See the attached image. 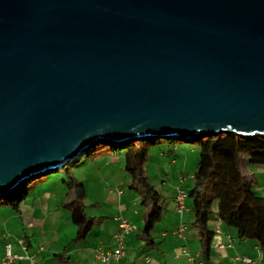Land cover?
<instances>
[{
    "label": "water",
    "instance_id": "1",
    "mask_svg": "<svg viewBox=\"0 0 264 264\" xmlns=\"http://www.w3.org/2000/svg\"><path fill=\"white\" fill-rule=\"evenodd\" d=\"M264 135V0H0V196L98 141Z\"/></svg>",
    "mask_w": 264,
    "mask_h": 264
},
{
    "label": "crops",
    "instance_id": "2",
    "mask_svg": "<svg viewBox=\"0 0 264 264\" xmlns=\"http://www.w3.org/2000/svg\"><path fill=\"white\" fill-rule=\"evenodd\" d=\"M180 143L163 142L151 147L146 167L153 166L151 160H155L160 168L167 163L178 165V153L184 148ZM183 158L182 166L175 170L182 176L168 184L171 193L162 190L168 193V201L164 202L162 198L163 217L151 233L153 242H146L142 237L145 210L127 188L130 178L124 170L123 155L107 152L87 158L92 164L88 166L90 178L86 184L97 190L91 197V204L93 208L96 207L93 210L111 216L96 217L89 215L86 209L88 217L94 220L93 228L84 240L72 243L77 234L69 209L73 192L54 181L36 184L19 203L17 210L9 205L2 209L5 213L4 216L0 215V262L5 253L4 244L8 242L12 253L31 255L33 264H107L94 258V249L114 248L117 217L122 216L132 222L136 230L124 237V256L120 264H247L244 257L252 259L254 264H264V248H260L252 239L237 237L235 229L221 222L216 215L208 222L213 231L209 256L206 258L201 254L199 235L193 227L192 201L186 196L184 210L179 213L174 200L178 189L184 188L182 184L187 180L192 181L195 173H191L190 168L186 169L188 155ZM245 169L255 178L251 170ZM261 171L264 182V167ZM258 187L261 191L259 195L264 196V186ZM213 210L216 211V205ZM180 227L184 229L179 231ZM19 238L24 240L26 249L19 245ZM12 264L32 263L25 259Z\"/></svg>",
    "mask_w": 264,
    "mask_h": 264
},
{
    "label": "trees",
    "instance_id": "3",
    "mask_svg": "<svg viewBox=\"0 0 264 264\" xmlns=\"http://www.w3.org/2000/svg\"><path fill=\"white\" fill-rule=\"evenodd\" d=\"M177 141L181 140L149 137L113 144L101 140L88 148L78 160L81 161L84 156L87 159L107 152L123 155L124 170L130 178L127 188L139 193L140 204L145 210L141 229L146 242L152 240L151 233L155 224L162 219L164 210L162 194L150 184L145 173L149 149L163 142ZM190 142L197 145L200 160L192 177V186L186 193L192 201L193 227L199 235L201 254L206 258L209 256L213 231L208 222L214 215L221 222L232 226L237 237L252 239L260 248H264V196L255 191L254 176L245 172L249 165H264V135L243 136L227 131L197 135ZM64 167L59 170L62 172ZM46 174L28 179L12 193L0 196V205H9L17 210L28 191L38 181L43 182L47 178ZM68 177L69 181L63 180V183L73 192L69 204L70 218L77 227L72 243H78L91 232L94 220L88 217L83 204L86 198L84 185ZM215 205L216 211L213 210Z\"/></svg>",
    "mask_w": 264,
    "mask_h": 264
},
{
    "label": "rangeland",
    "instance_id": "4",
    "mask_svg": "<svg viewBox=\"0 0 264 264\" xmlns=\"http://www.w3.org/2000/svg\"><path fill=\"white\" fill-rule=\"evenodd\" d=\"M177 142H182V141H177ZM180 144H183V150L180 152V154L178 153V159H179V163L178 165H174L171 166L169 163L165 164L163 167H159L156 166V162L155 160H151V162L153 163V166L148 168H145V172H146V176L148 177V180L150 182V184H153L154 187H156L161 193L163 192L162 190L165 189V192H170L171 190L168 186L169 182L173 181L176 182L181 176L182 174H180V172H176V168L181 167L183 160H184V156L188 155L189 157V162L186 165V169H189V171L195 172L196 168H197V164L199 163L200 157H199V151H198V147L195 143H186V142H182ZM192 149V151H191ZM89 159H86V157L84 156L82 158L81 161H76V162H71L69 164H67L63 169L62 172L59 170L58 172H50L47 175V178H45V180H43V182H47V183H51V182H58L59 185H63L65 186V188L67 189L65 183H63V180L65 181H69V177L74 179V181L76 183H80L83 184L88 192L84 203L86 206V209L89 213V215H94V216H105L108 214H100L99 212L94 211L96 209V207L93 208L92 204H91V197H94L93 195L96 194L95 191H97L96 189H93L92 186L86 184L89 183L88 179L90 178V172L88 171V166L91 163V161H88ZM149 163V162H148ZM148 166V165H147ZM262 167H264V165H249L247 166V168L249 170H251V172H253L255 174V191L257 193H261V191H259V187L258 186H264V182H262V176H261V170ZM50 176H53L52 178ZM129 177V175H128ZM35 178H38V176H36ZM41 182L38 181L37 184H39ZM166 183V184H165ZM163 184H165L164 186H162ZM192 181L191 180H187L186 182H184L182 185L184 188L189 189L192 185ZM90 187V188H89ZM69 190V189H67ZM168 190V191H167ZM125 191H128V189H125ZM129 192L131 194H133L134 196H136V200L139 202L140 204V195L139 193L129 189ZM163 192V197H164V202L166 201V194ZM163 201V200H162ZM164 203H162L163 206ZM141 205V204H140ZM5 208V205H0V215L4 216L5 210L2 211V209ZM94 209V210H93ZM111 216V215H108Z\"/></svg>",
    "mask_w": 264,
    "mask_h": 264
},
{
    "label": "built area",
    "instance_id": "5",
    "mask_svg": "<svg viewBox=\"0 0 264 264\" xmlns=\"http://www.w3.org/2000/svg\"><path fill=\"white\" fill-rule=\"evenodd\" d=\"M187 196L186 190L184 188H179L177 194L174 197L176 210L180 213L184 210V200ZM118 219V231L113 235L114 248L103 249L102 247H97L94 249V258L100 262L107 264H120V259L124 256V237L130 232L135 231V225L127 220L125 217L119 216ZM184 227H180L179 231H182ZM19 245L26 249V245L22 238L18 239ZM4 257L2 258L0 264H12L15 261L29 260L33 264V257L28 254H17L12 253L11 244H4ZM247 264H254V261L250 258H243Z\"/></svg>",
    "mask_w": 264,
    "mask_h": 264
},
{
    "label": "bare ground",
    "instance_id": "6",
    "mask_svg": "<svg viewBox=\"0 0 264 264\" xmlns=\"http://www.w3.org/2000/svg\"><path fill=\"white\" fill-rule=\"evenodd\" d=\"M15 189H18V187H15Z\"/></svg>",
    "mask_w": 264,
    "mask_h": 264
}]
</instances>
